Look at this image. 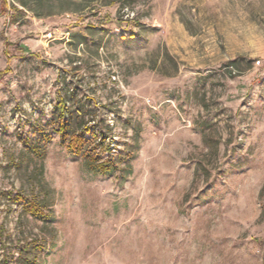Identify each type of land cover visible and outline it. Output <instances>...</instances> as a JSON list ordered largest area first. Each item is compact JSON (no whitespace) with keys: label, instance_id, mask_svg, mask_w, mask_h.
<instances>
[{"label":"rangeland","instance_id":"374dc122","mask_svg":"<svg viewBox=\"0 0 264 264\" xmlns=\"http://www.w3.org/2000/svg\"><path fill=\"white\" fill-rule=\"evenodd\" d=\"M0 264H264V0H0Z\"/></svg>","mask_w":264,"mask_h":264},{"label":"trees","instance_id":"16d2710c","mask_svg":"<svg viewBox=\"0 0 264 264\" xmlns=\"http://www.w3.org/2000/svg\"><path fill=\"white\" fill-rule=\"evenodd\" d=\"M25 5V4H23ZM62 132V137L64 140L69 139V142L67 144V149L70 154L74 156H82L85 157L88 165L92 167L93 170L100 171L104 175H108L112 172L113 168L110 166L109 163H101V164H93L94 160L90 156V153L85 150V146L87 141H85L83 134L73 135L69 138L68 132H67V124L66 122H60V129ZM96 161V160H95ZM24 210L26 213L31 215L34 218L39 219H46V216L44 214L43 209L37 204L30 202L27 206L24 207Z\"/></svg>","mask_w":264,"mask_h":264}]
</instances>
